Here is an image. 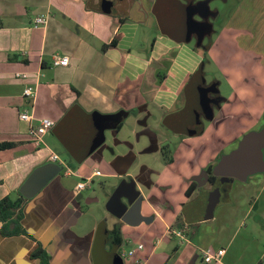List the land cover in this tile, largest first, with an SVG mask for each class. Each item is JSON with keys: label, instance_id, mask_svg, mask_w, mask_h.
<instances>
[{"label": "crops", "instance_id": "crops-1", "mask_svg": "<svg viewBox=\"0 0 264 264\" xmlns=\"http://www.w3.org/2000/svg\"><path fill=\"white\" fill-rule=\"evenodd\" d=\"M164 1L199 16L205 0H0V144L10 145L0 151V201L21 197L19 189L32 171L52 163L49 153L58 155L68 171L21 204L20 225L27 234L4 236L0 223V264H39L31 257L38 247L48 264H206L205 249L224 251L219 262L210 264H264V213L256 217L259 228L250 229L244 218L223 210L235 203L246 207L247 216L263 208V202L252 199L241 206V200L228 194L211 216L191 217L184 209L200 186L190 197L185 192L197 177L183 187L187 202L179 211L168 198L172 185L160 182L173 164L162 127L169 130L166 123L184 106L182 97L199 75L202 59L199 48L189 45L190 33L180 38L157 30L155 37L137 40L140 27L158 28ZM231 4L230 19L238 16L236 21L249 33L238 42L255 50L252 45L264 28V0ZM208 11L217 17L215 10ZM37 16L47 20L34 28ZM189 21L197 27L200 20L192 14ZM145 42L148 50L141 46ZM54 55L67 57L68 65L54 66ZM26 86L36 91L29 108L23 97ZM31 107L34 119L54 123L43 146L29 141V124L19 120V113ZM96 178L116 180L112 190L104 189L105 199L92 186ZM86 179L88 186L77 191L76 185ZM122 180L135 183L143 197L141 216L152 217L141 223L147 225L144 229L139 230L141 224L128 227L105 209ZM260 185L264 196V181ZM143 203L150 212L142 214ZM165 213L172 214L171 220ZM206 225L211 234L202 235L210 239L208 245L198 239ZM193 226L200 227L192 234ZM184 227L186 241L181 242L171 231ZM129 228L135 231L129 234ZM160 230L161 236L155 235ZM120 233L130 238L122 239Z\"/></svg>", "mask_w": 264, "mask_h": 264}, {"label": "rangeland", "instance_id": "rangeland-1", "mask_svg": "<svg viewBox=\"0 0 264 264\" xmlns=\"http://www.w3.org/2000/svg\"><path fill=\"white\" fill-rule=\"evenodd\" d=\"M177 1L184 2V0ZM231 3L232 0L209 1L207 4L209 10H215L217 17L215 20H211L212 31L205 35L201 43V49L204 53L202 65L198 70L202 72L206 91H210L211 85L215 86L219 98L222 99L219 107L220 111L214 109L215 122L211 123L209 120L204 119V133L194 136L173 134L165 127H162V131L169 138L168 149L171 153L173 164L167 166L160 182L167 181L172 185L168 192V198L175 203L178 211L180 210L181 204L187 202L182 194L183 187L186 186L187 180L193 178L192 176L201 180L203 169L207 164L212 161H218L221 156L230 153L237 147L239 141L245 134L259 129L263 121L264 43L260 42V40H264V38L259 35H264V28H260L262 31L258 32L260 34L256 36V44L252 45L255 50L251 48V50H248V48H246L247 44L243 42L240 44L238 42V39H240L239 36L241 34L248 35L249 33L241 28L244 26L242 21H236L239 18L238 16L231 17L230 19L232 11ZM159 9L161 11L158 12V18L160 20L157 25L158 28L147 29L140 27L138 41L143 38L145 39L146 36L155 37L159 31L171 35L174 33L181 38L190 35L189 33H195L197 30L189 21V17L192 14L194 15V20L200 19L198 15H195V12L192 13V11L181 9L177 4L168 3L167 1H164V3L159 6ZM190 42V46H194L195 44L198 45V40L194 39V37L191 38ZM141 46L144 50L149 49V44L146 42ZM198 79L199 75L193 77L182 97V102H184L186 94L190 96L196 93L197 89L194 84ZM57 151L62 158L66 160L69 159L60 146L57 148ZM64 166H66V164H64ZM63 172L64 170L62 173ZM192 180L193 179H191V181ZM94 181L95 184L92 186H94L95 191L99 192L102 199L106 198L104 189L107 191L112 190V184L116 182V180L110 181L107 178H96ZM262 181H264V176L259 174L250 177L245 183L234 180L232 182L233 190L228 194L231 197L237 198V201L241 200L239 203L241 206L242 203L250 200L252 201V199L258 200L259 204L262 202L264 203L263 192L260 190ZM105 183H110L111 185L106 187L104 186ZM202 192L203 190L200 189L199 191L198 189L189 200L188 206L184 209V212L186 214L189 213L191 217L202 218L209 213L208 209L211 206H209V204L213 202V198L206 193L203 195ZM210 200L212 201L210 202ZM224 201L225 198L221 199L220 203ZM234 201H236V199H234ZM219 208L215 209L214 215L218 213ZM232 208H236V210ZM161 209L164 210L162 206ZM223 210L226 212L231 211L233 214L235 212V216L239 215L241 219L244 218L247 228L250 229L259 228L260 224H257L256 217L259 213H264V207H259L257 210L251 211L245 216L247 212L246 207L235 206V203L234 206L232 204L224 206ZM148 212H150V210L146 203H143L142 214ZM165 215L169 216L166 218L167 220H171V213H165ZM177 216L178 215L174 217V220L177 219ZM111 219L114 220L112 217ZM235 221L236 219L234 217L230 222L231 229ZM155 223L161 228L158 219L155 220ZM146 226V224H141L139 230L144 229ZM197 227L200 226L191 227V231L193 230L192 234L197 230ZM201 229V232L198 234V239L200 242L208 245L210 239L208 236H203L202 233L204 232L206 235L211 234V227L206 225L202 226ZM127 230H130L129 234L135 231L132 228ZM226 231L229 232L228 230ZM155 235L161 236V230L157 231ZM120 238L126 239L130 238V236L122 233Z\"/></svg>", "mask_w": 264, "mask_h": 264}, {"label": "water", "instance_id": "water-1", "mask_svg": "<svg viewBox=\"0 0 264 264\" xmlns=\"http://www.w3.org/2000/svg\"><path fill=\"white\" fill-rule=\"evenodd\" d=\"M209 1H203L201 3L202 9L200 11L197 10L201 18H205L207 13L215 16L213 13L209 14L207 7ZM201 11L205 12V14L201 15ZM210 28V25H208L207 31ZM179 114L172 115L171 121L166 123V126L170 129L174 128L173 119ZM174 132L184 134L181 128H175ZM62 171L63 168L56 163H46L35 168L20 187L19 194L24 199L34 198ZM212 174L218 178L230 179L231 182L236 180L242 183L247 182L250 177L258 174L264 176V127L245 134L235 149L220 157L212 169ZM204 176L203 173L202 177ZM193 181L201 185L200 180L197 178H194ZM142 201L143 197L136 190L135 183L122 180L109 197L105 209L125 225L135 227L141 223H149L152 220V217L141 216ZM212 209L213 207L211 206L208 216H211Z\"/></svg>", "mask_w": 264, "mask_h": 264}, {"label": "flooded vegetation", "instance_id": "flooded-vegetation-1", "mask_svg": "<svg viewBox=\"0 0 264 264\" xmlns=\"http://www.w3.org/2000/svg\"><path fill=\"white\" fill-rule=\"evenodd\" d=\"M204 14L205 12L201 11V15H204ZM206 15L207 16H205V18L200 17L199 19L200 21L198 23L199 25L195 27L197 29L195 33H190L192 37H194V39L198 40V45L195 44L194 46L199 48V52H201L202 54L201 63L203 61V53H204V51L201 49L202 47L201 43L205 35L208 33V31L209 32L212 31L211 20L216 19V16H213L211 14L208 15V13ZM208 25H210L211 28L210 30L207 31ZM181 38H184V37H181ZM194 85H195V88L197 89L196 93L191 94L190 96L186 94L184 106L180 110H178V112L175 113V114H179V113L180 114L175 119H173L174 128L172 129L169 128V130L172 131L174 134H177L174 132L175 128L177 129L181 128V130L184 132V135H187V136L199 135L203 133L204 131L203 120L204 119L209 120V122L211 123L215 122L214 121L215 120L214 119L215 118L214 109L220 111L219 107H220V102L222 101V99L219 98L217 94V89L215 88V86L211 85L210 91H206L205 82L202 78V72L199 73V79ZM262 120L263 121L259 129L264 127V115H263ZM177 135H180V134H177ZM167 147L168 146H166V148ZM217 162L218 161H216L212 165H209V166H212L210 171L207 170L209 166L203 170V173L205 176L202 177V179L200 180L201 185H198L200 186L199 189L203 190L202 192L203 195L204 193H206L210 197L213 198L212 199L213 202L209 204V206L211 205L213 207L212 212L217 202H219V200L228 196V193L232 187V182L230 179L218 178V177L213 176L212 169L216 165ZM195 184L197 185L198 183H195ZM212 200H210V202ZM210 208L208 209V211H210Z\"/></svg>", "mask_w": 264, "mask_h": 264}, {"label": "built area", "instance_id": "built-area-1", "mask_svg": "<svg viewBox=\"0 0 264 264\" xmlns=\"http://www.w3.org/2000/svg\"><path fill=\"white\" fill-rule=\"evenodd\" d=\"M46 18L43 16H37L33 20V27L38 28L42 27L46 23ZM53 65L54 66H62L66 67L69 63L67 57H61L54 55L53 56ZM17 77L24 78V75H17ZM36 96V91L33 86H26L23 91V97L25 101L28 103V108L30 107V103L33 102ZM32 107L30 110L24 109L19 113V120L28 123L29 124V130H28V137L29 141L35 145L36 147L43 146L44 144V137L47 135V133L50 132V130L53 128L54 123L51 119L49 118H41V119H34L33 114H32ZM33 121H35V124H32ZM48 159L52 163H56L59 166L63 168V170H66V166H64V162L59 158L58 155L54 153H49ZM68 171H64L63 174L66 175ZM94 175H100L99 172H95ZM87 182H80L76 185V190L77 191H83L89 183V179H86ZM186 228L178 229L171 231L172 235H174L176 238H178L181 242L186 241ZM142 246H138V249H141ZM133 251L129 252V255H132ZM224 251L223 250H212V249H205L202 251V257L203 261L206 264L214 263V262H219L220 258L223 256Z\"/></svg>", "mask_w": 264, "mask_h": 264}, {"label": "trees", "instance_id": "trees-1", "mask_svg": "<svg viewBox=\"0 0 264 264\" xmlns=\"http://www.w3.org/2000/svg\"><path fill=\"white\" fill-rule=\"evenodd\" d=\"M9 144H0V151L9 148ZM212 166L207 168L210 171ZM196 190V184L191 182L185 192L186 197H190ZM25 199L21 196L16 200L5 198L0 201V223H2L1 234L4 236L27 234L20 225L21 220V204ZM32 258L38 259L39 264H48V257L40 247L32 254Z\"/></svg>", "mask_w": 264, "mask_h": 264}]
</instances>
